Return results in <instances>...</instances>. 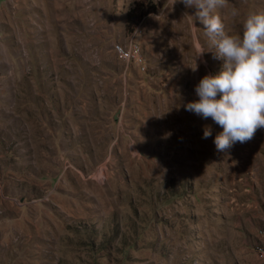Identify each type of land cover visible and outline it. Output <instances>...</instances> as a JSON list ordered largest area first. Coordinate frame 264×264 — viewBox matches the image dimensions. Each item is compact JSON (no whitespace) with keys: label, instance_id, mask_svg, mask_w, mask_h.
Instances as JSON below:
<instances>
[{"label":"rangeland","instance_id":"1","mask_svg":"<svg viewBox=\"0 0 264 264\" xmlns=\"http://www.w3.org/2000/svg\"><path fill=\"white\" fill-rule=\"evenodd\" d=\"M152 1L130 32L135 0L0 1V264H264V141L216 151L185 105L223 61L194 8ZM253 11L215 14L235 36Z\"/></svg>","mask_w":264,"mask_h":264},{"label":"clouds","instance_id":"2","mask_svg":"<svg viewBox=\"0 0 264 264\" xmlns=\"http://www.w3.org/2000/svg\"><path fill=\"white\" fill-rule=\"evenodd\" d=\"M186 8H194V21L202 25L214 58L223 61L218 73L202 77L195 86L198 100L185 109L201 118L211 119L223 130L214 138L217 152L227 153L236 143L254 138L264 128V11H253L243 22L242 35H230L215 11L225 0H180ZM177 3L173 0L172 6ZM232 14L237 15L233 9ZM197 58L208 52L197 46ZM196 58V59H197ZM198 70V65L191 67ZM212 135L205 126L203 138Z\"/></svg>","mask_w":264,"mask_h":264},{"label":"built area","instance_id":"3","mask_svg":"<svg viewBox=\"0 0 264 264\" xmlns=\"http://www.w3.org/2000/svg\"><path fill=\"white\" fill-rule=\"evenodd\" d=\"M113 49L120 61L125 64L134 63L139 68L144 69L141 49L132 39L127 44L115 43ZM262 238L261 253L264 255V233Z\"/></svg>","mask_w":264,"mask_h":264},{"label":"trees","instance_id":"4","mask_svg":"<svg viewBox=\"0 0 264 264\" xmlns=\"http://www.w3.org/2000/svg\"><path fill=\"white\" fill-rule=\"evenodd\" d=\"M155 10V4L152 0H135L132 7L128 9L125 19V30L132 31L141 19L148 13Z\"/></svg>","mask_w":264,"mask_h":264},{"label":"crops","instance_id":"5","mask_svg":"<svg viewBox=\"0 0 264 264\" xmlns=\"http://www.w3.org/2000/svg\"><path fill=\"white\" fill-rule=\"evenodd\" d=\"M1 1V0H0ZM198 61H199V59H198ZM201 63V60L199 61V64ZM209 75V74H208ZM196 77V79L194 78V80H195V84H198L199 83V81H198V76H195ZM259 130V133L260 134H258L257 136H259V140H262V141H264V128H261V129H258Z\"/></svg>","mask_w":264,"mask_h":264}]
</instances>
